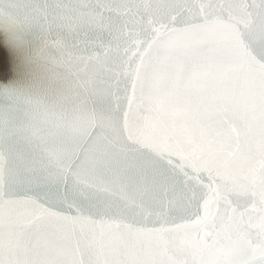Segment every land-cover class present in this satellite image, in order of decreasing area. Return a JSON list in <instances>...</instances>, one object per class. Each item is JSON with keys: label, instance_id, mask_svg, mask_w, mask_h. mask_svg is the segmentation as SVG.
<instances>
[{"label": "snow or ice", "instance_id": "obj_1", "mask_svg": "<svg viewBox=\"0 0 264 264\" xmlns=\"http://www.w3.org/2000/svg\"><path fill=\"white\" fill-rule=\"evenodd\" d=\"M91 7L113 132L83 178L0 197V264H264V24L217 0Z\"/></svg>", "mask_w": 264, "mask_h": 264}, {"label": "water", "instance_id": "obj_2", "mask_svg": "<svg viewBox=\"0 0 264 264\" xmlns=\"http://www.w3.org/2000/svg\"><path fill=\"white\" fill-rule=\"evenodd\" d=\"M0 18V197L28 177L83 178L113 128L94 86L114 56L97 50L106 0H10ZM225 15L264 24V0H217ZM20 200L25 199L21 194Z\"/></svg>", "mask_w": 264, "mask_h": 264}, {"label": "clouds", "instance_id": "obj_3", "mask_svg": "<svg viewBox=\"0 0 264 264\" xmlns=\"http://www.w3.org/2000/svg\"><path fill=\"white\" fill-rule=\"evenodd\" d=\"M15 7L16 6L11 3L10 0H0V18L12 14Z\"/></svg>", "mask_w": 264, "mask_h": 264}]
</instances>
